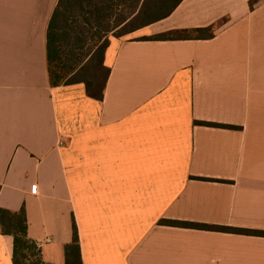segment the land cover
Here are the masks:
<instances>
[{
	"label": "crops",
	"instance_id": "1",
	"mask_svg": "<svg viewBox=\"0 0 264 264\" xmlns=\"http://www.w3.org/2000/svg\"><path fill=\"white\" fill-rule=\"evenodd\" d=\"M58 2L0 0V208L25 209L48 264H65L74 225L83 264H264V235L230 231L264 233V0H183L111 36L102 101L51 86Z\"/></svg>",
	"mask_w": 264,
	"mask_h": 264
},
{
	"label": "trees",
	"instance_id": "2",
	"mask_svg": "<svg viewBox=\"0 0 264 264\" xmlns=\"http://www.w3.org/2000/svg\"><path fill=\"white\" fill-rule=\"evenodd\" d=\"M127 2H130L132 10L130 16L117 12L118 7ZM182 2L183 0H59L47 32L51 86L83 83L89 97L102 101L111 75V69L105 65L110 37L121 38L159 22L169 17ZM135 11L137 14L133 17ZM124 21L130 22L123 23ZM179 37H187V31L168 32L142 39L166 41ZM211 125L227 129L237 128L220 124ZM163 223L195 229H217L199 223L179 221ZM0 226L4 235L14 238V264H48L43 261L39 244L29 239L28 220L24 208L19 212L0 208ZM230 231L238 234L264 235L261 232L243 229ZM65 256V264H83L76 225L73 241L65 248Z\"/></svg>",
	"mask_w": 264,
	"mask_h": 264
}]
</instances>
